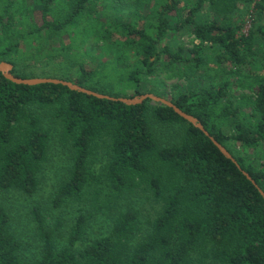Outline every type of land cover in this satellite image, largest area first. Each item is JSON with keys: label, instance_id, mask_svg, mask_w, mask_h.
<instances>
[{"label": "trees", "instance_id": "obj_1", "mask_svg": "<svg viewBox=\"0 0 264 264\" xmlns=\"http://www.w3.org/2000/svg\"><path fill=\"white\" fill-rule=\"evenodd\" d=\"M109 1L0 0V62L24 79L163 97L240 167L150 99L130 106L0 73V264H264V197L243 173L264 192V0H136L146 15L104 18L99 3ZM65 37L71 60L76 43L105 42L128 77L83 62L74 76L36 72L28 49ZM166 67L194 88L143 91Z\"/></svg>", "mask_w": 264, "mask_h": 264}, {"label": "rangeland", "instance_id": "obj_2", "mask_svg": "<svg viewBox=\"0 0 264 264\" xmlns=\"http://www.w3.org/2000/svg\"><path fill=\"white\" fill-rule=\"evenodd\" d=\"M136 0H110L108 5L104 3H99L98 9L102 12H104V18L106 13L108 15H115V13L120 10L121 15L123 14L124 16L134 15L135 16V11L138 9L140 11L141 6H138V2H135ZM186 1L188 0H182L181 5L184 6L186 5ZM154 2V0H153ZM101 7H104V10L101 9ZM140 7V8H139ZM146 8V9H145ZM145 8H141L142 10V16L146 15L149 10V4ZM123 9V10H122ZM207 10V8H205ZM124 11V13H123ZM150 11V10H149ZM188 14V11H184V16ZM209 16L211 18H214V14L208 11ZM137 15V14H136ZM145 21V17H143L142 20L139 21V24L143 26ZM250 22L251 20L249 17L245 19L243 28H242V33L247 34L248 30L250 28ZM57 38H50L49 40H44L42 42L35 43L31 48L28 50V55L27 57L30 58V53L36 54L35 56H32L36 58L39 56L38 61V66H37V71L36 72H47L48 74L55 76L57 74H73V76L76 73V70L78 69L79 64L84 63V65H87L88 67L91 68H96L98 64H101L102 66L106 67L109 72L113 73L116 76H113L111 78H114L115 80L117 79H122V78H127L128 73L131 71V69L126 68L125 65H122V62H118L115 57V53L112 50H109L108 47L106 46L105 42L99 41L98 45H96L97 49H94L93 51H89L86 46H79L77 48V43L74 49L70 51V54L73 56L72 60L69 59V55L67 52L63 51L62 44H69V39L67 37L64 38V42L60 43L59 40H56ZM192 37H189L188 35L182 39V41L185 44L186 48H191V43ZM38 48V50H37ZM41 48V49H40ZM70 64V65H69ZM71 66V70L68 68ZM42 67V68H41ZM182 67V66H178ZM68 68V69H67ZM179 71V69H177ZM71 71V72H70ZM176 72V69H169L166 67V69H161L157 75L154 77H151L149 83L144 86L143 91H157V92H164L166 95H168V98L171 96V92L174 89V86H188L194 88L195 83H188V80L185 79V76L181 79V75H177L174 77ZM184 72H191L190 70L183 69L182 71ZM103 74V73H102ZM203 74V71L201 69H198L196 71V74L194 76L195 79L192 80H199V77H201ZM101 75V74H100ZM104 76V75H103ZM203 78H200V80ZM101 81L104 83V77L101 78ZM111 81V80H109ZM107 80V82H109ZM121 83L116 84L115 88L117 90L121 89L120 86ZM236 92L239 90L237 88H234ZM132 92H130L131 94ZM145 94H153V93H144ZM50 177H53L51 174ZM50 180V178H48ZM53 180H51L52 182ZM47 186V189L50 188V183Z\"/></svg>", "mask_w": 264, "mask_h": 264}, {"label": "water", "instance_id": "obj_3", "mask_svg": "<svg viewBox=\"0 0 264 264\" xmlns=\"http://www.w3.org/2000/svg\"><path fill=\"white\" fill-rule=\"evenodd\" d=\"M12 70H13V66L10 63L0 62V73H2L3 76L7 80H10L11 82L18 84V85H27V86H37V85H41V84L62 85V86L68 87L72 91L84 93L86 95L94 96V97H97L100 99L120 101V102H122L126 105H130V106L142 104V103H144V101L150 99L155 103L170 107L179 116H181L186 121L191 123L194 127L200 129L207 137H209L211 139V141L214 143V145L223 153V155L225 157L232 160L238 167H240L238 162L236 161V159L233 157V155L223 145H221L213 136L210 135V133L205 129V127L203 126V124L200 122L199 119H197L194 116L187 114L186 112L182 111L174 103H172L171 101H169L163 97L157 96L155 94H145V95L137 96L135 98H125V97L115 98V97L100 94V93L94 92L92 90H89L87 88L81 87V86H79V85H77L71 81L62 80V79H58V78H32V79L20 78V77L15 76L12 73ZM243 173L247 177V179L250 180L259 189L260 193L264 197V192L258 187V185L252 179V177L245 171Z\"/></svg>", "mask_w": 264, "mask_h": 264}]
</instances>
